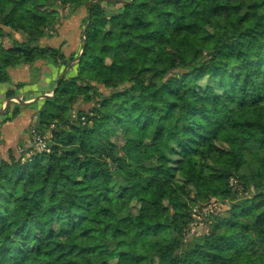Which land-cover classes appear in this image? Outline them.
<instances>
[{"label": "trees", "instance_id": "obj_1", "mask_svg": "<svg viewBox=\"0 0 264 264\" xmlns=\"http://www.w3.org/2000/svg\"><path fill=\"white\" fill-rule=\"evenodd\" d=\"M92 1L0 0V127L58 72L0 158V264H264V0ZM82 7L80 52L44 43Z\"/></svg>", "mask_w": 264, "mask_h": 264}, {"label": "crops", "instance_id": "obj_2", "mask_svg": "<svg viewBox=\"0 0 264 264\" xmlns=\"http://www.w3.org/2000/svg\"><path fill=\"white\" fill-rule=\"evenodd\" d=\"M11 74L13 75V77L21 79L27 74V68L22 67L20 69L13 70ZM57 79L58 72L55 71L53 79H50L45 85L27 86L25 90H23V96L21 99H27L25 101L29 102L33 101L36 98L40 97L39 92L41 90H44L46 94H48L49 91L53 93V90L56 86H54L53 83L57 82ZM7 87L8 86L6 85L0 86V90L5 91ZM36 102H34L35 104L33 106H30L29 108L25 109L14 121L6 123L0 127V158L7 159L9 157L10 149L17 148V144L20 141L30 140V134H28L27 131L31 128V126H33L36 120Z\"/></svg>", "mask_w": 264, "mask_h": 264}, {"label": "rangeland", "instance_id": "obj_3", "mask_svg": "<svg viewBox=\"0 0 264 264\" xmlns=\"http://www.w3.org/2000/svg\"><path fill=\"white\" fill-rule=\"evenodd\" d=\"M70 13V10H65L64 12V19L62 21V24L60 26V35L58 37H54L51 39L44 40L45 44L57 46L59 44H62L66 49L67 56L71 55L72 53L78 51L80 52V48L82 45V37H83V25H84V19L87 16V10L85 7H82L81 9H78L76 12H73L72 16L67 18V15ZM6 32L10 33L12 30L10 28H5ZM15 37L18 39H21V34L14 33ZM11 41L7 38L5 40L6 46H10ZM22 75V74H21ZM16 76V74H15ZM53 85H56V82L53 83ZM53 93L51 91L48 92V95H52ZM23 102H29L22 99ZM91 105H84V108L90 109ZM47 137H49L46 134ZM15 138V137H14ZM32 139V137H31ZM34 140V139H32ZM27 141H20L17 144V148H19V151L27 150ZM25 152V151H24ZM25 152V156L26 153ZM219 206H213L210 208L205 209L206 213H212L214 210H218ZM197 222L193 224V227L196 231L202 233V232H208L209 227L205 221L202 220V218H197Z\"/></svg>", "mask_w": 264, "mask_h": 264}, {"label": "built area", "instance_id": "obj_4", "mask_svg": "<svg viewBox=\"0 0 264 264\" xmlns=\"http://www.w3.org/2000/svg\"><path fill=\"white\" fill-rule=\"evenodd\" d=\"M32 133H33V137H34L33 139H34L35 145L41 150H47V142L45 140V137H43L36 130H33ZM193 231H195V228L193 229Z\"/></svg>", "mask_w": 264, "mask_h": 264}, {"label": "water", "instance_id": "obj_5", "mask_svg": "<svg viewBox=\"0 0 264 264\" xmlns=\"http://www.w3.org/2000/svg\"><path fill=\"white\" fill-rule=\"evenodd\" d=\"M95 1H99V0H95ZM95 1H92V2H91L90 7L93 5V3H94ZM84 34H85V31H84ZM83 50H84V46H83ZM69 66H71V64H70ZM69 66H68V67H69ZM68 67L64 70L62 76L60 77V80L65 76V74H66V72H67V70H68ZM58 86H59V84L57 85V88H58ZM53 95H54V93H53L52 95L45 94V95L40 96V97L36 98L35 100L30 101V102H23L21 99H19V101H20L23 105H29V104H32V103H34V102H36V101H39V100H41V99L49 98V97H51V96H53Z\"/></svg>", "mask_w": 264, "mask_h": 264}]
</instances>
